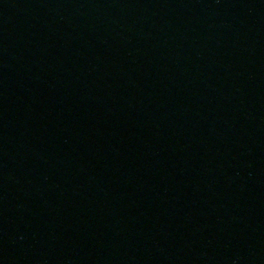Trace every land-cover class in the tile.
I'll use <instances>...</instances> for the list:
<instances>
[{
	"label": "water",
	"instance_id": "95a60500",
	"mask_svg": "<svg viewBox=\"0 0 264 264\" xmlns=\"http://www.w3.org/2000/svg\"><path fill=\"white\" fill-rule=\"evenodd\" d=\"M0 264H264V0H0Z\"/></svg>",
	"mask_w": 264,
	"mask_h": 264
}]
</instances>
